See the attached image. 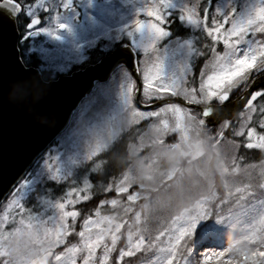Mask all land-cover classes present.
<instances>
[{
    "label": "snow or ice",
    "instance_id": "snow-or-ice-1",
    "mask_svg": "<svg viewBox=\"0 0 264 264\" xmlns=\"http://www.w3.org/2000/svg\"><path fill=\"white\" fill-rule=\"evenodd\" d=\"M199 5L200 0H196L182 10L180 17L181 20L199 26L210 38L205 49L208 58L199 70V87L195 86L196 77L193 74L187 77L182 75L179 80L164 81L160 63L154 62L149 66L148 61L144 60L142 95H137L134 99L133 82H130L127 90L128 111L132 114V123H138L145 117L159 118L160 114L171 112L175 118L174 124L161 118L159 125L153 126V145L159 149V154L166 156L194 158L207 152L214 154L216 171L220 175L224 194L217 195L211 180L207 184V195L201 193L197 197L177 185L180 199L194 198L195 203L190 208L184 207L179 214L172 215L169 227L158 230L154 238L151 235L145 236L147 228L141 227V215L144 212L146 218L148 202L153 194H159L161 188L172 187L169 182L173 181L176 168L156 175L154 172H145L143 161L138 163L136 172L129 167L123 173L122 179L115 184L107 183L101 189L104 193L114 189L117 197L127 194L129 203L121 204L118 198H113L100 199L99 205L122 207L125 215L132 213V218L120 220L116 215L102 216L100 208L97 207L96 219L86 217L78 232L75 228L78 213L66 210V205L89 200L90 190L93 188L89 181L85 180L82 188H70L60 202L51 205L55 213L47 220L40 215H32L18 200L12 199L8 202L7 209H18L21 217L18 221L13 219L14 226L10 231H5L8 223L7 211L0 217V264H133V258L137 264H209L214 258L219 259L220 264H247L250 260L252 264H256L255 257H260V264H264V250L257 252L229 244L228 248L221 251L207 250L196 255L191 246L198 222L214 217L217 223L226 222L235 227L223 214V209L245 206V215L251 216V222L244 240L251 244L264 245V198L257 203L252 195L257 189H264V161L261 162L258 177L249 171L255 165H245L241 169L237 164L240 148L264 152V90L249 91L243 111L239 113L235 123L232 120H222L213 132L207 128L204 120L209 115L204 106L211 98L226 100L231 88L251 80L254 70L264 65V38H257L256 35L258 32L264 33V5L255 7L244 19L234 17L231 13L222 16V20L218 16H211L210 26L207 23L208 10L203 8L202 21ZM168 7L169 0H160L158 5L147 10V15L154 17L157 23L149 22L145 26L137 20L136 30L146 27L150 34L158 38L165 36L167 33L162 25L167 23V19L163 10ZM37 24L38 20L34 19L29 27ZM225 24L230 26L225 28ZM249 34L251 38H248ZM220 43L223 44L222 51L217 48ZM190 76L191 80L188 79ZM164 91L182 97L188 105L201 107L199 110L181 108L176 103L165 100L160 95ZM18 94L23 95V90H18ZM156 101L166 105L159 108V112H138L134 107V103L147 106ZM169 132L178 134L177 143L165 144L164 137ZM105 147L107 142L98 144L88 159L92 160ZM176 163H179L178 159ZM98 167L96 165L93 171ZM238 172L246 177L247 182L235 187L233 191ZM145 180L151 184L146 185ZM134 186H138L139 191H130ZM137 200L144 201L140 206L141 210L134 208ZM248 201L252 202L249 204ZM25 213L27 223L23 215ZM125 225L126 233L121 232ZM199 227L202 236L208 234L207 225L201 223ZM73 234L79 238L75 242L68 239ZM125 234V243L118 246V241ZM149 253H152L151 257ZM226 253H235L239 258L225 260L223 258Z\"/></svg>",
    "mask_w": 264,
    "mask_h": 264
},
{
    "label": "rangeland",
    "instance_id": "rangeland-1",
    "mask_svg": "<svg viewBox=\"0 0 264 264\" xmlns=\"http://www.w3.org/2000/svg\"><path fill=\"white\" fill-rule=\"evenodd\" d=\"M231 1L232 0H221V2L217 3L216 9H213V14H216V11L221 13ZM159 3L160 0H148V2L144 5H138L136 0H89L88 17L84 23L85 25L89 26V29L64 35L60 34L58 33L56 27V24L59 21L56 20L55 16H51L46 19L43 27L38 29V33L45 42H36L35 44L46 46V44L49 42L55 47V49L57 48L60 55L63 57L64 64L62 67H58L54 70L63 72L68 71L73 65L82 63L85 60L86 50L90 47L92 48L93 45H96L100 41H118L120 38H122V36L127 37L128 35L136 47L149 51L150 47H152V40L143 41L142 37L144 34H149V36H145L149 38L153 37L154 35L144 32V29L137 31L135 28V21L139 20V18L143 16H148L147 10L158 5ZM170 4L172 10H180L181 13L186 7L182 0H169V5ZM44 5H48L52 9L51 15L55 14L57 0H36L34 8L28 12V14L32 15L40 12ZM262 5H264V0H242L237 17L241 19L247 18V16L253 11L255 7ZM151 18H153L155 21L154 17ZM73 21L74 17L72 18V22ZM155 22L157 23V21ZM258 23L260 22L258 21ZM141 24L146 26L147 23L144 24L141 22ZM131 26H134V31L132 34L131 31H129ZM135 33L139 35L138 39L133 37V34ZM189 42L190 40H183L182 42L176 44L175 49L165 51V53L162 55H155L153 57L145 56L146 53L143 52L145 54L143 55V59H141L142 83L143 69L145 67L143 64L144 60L148 61L149 66L154 62L160 63L161 77L164 81L171 79L179 80L182 75L185 76L183 57L189 50ZM130 82H133L130 75L121 69L112 81L99 88L100 91L98 96L93 98L90 102H87L84 114L89 117L92 115L90 112H95L94 115H92V117L88 120H81V114H78L72 123L71 129L59 141L58 145L55 146L52 151L42 159L39 169H35V171L31 174L33 178L30 181L22 184L21 188L14 195L13 199L18 200L20 205L25 210H27L32 215H40L46 220L49 217H52L55 213V209L51 207V205L56 204L54 201H37V209L32 212L26 208L24 201L28 199L29 194L31 193L30 187L35 185L42 178L55 182H62L71 177L78 171L80 167H82L85 162L89 160L88 157L90 153L97 147L98 144H104L107 142L108 146L122 130L134 124L131 122L133 119L132 114L128 111L129 100L127 90ZM134 85L135 84L133 82V88ZM166 94H171V92L164 91L160 93V95L163 97ZM104 102L106 103V106ZM104 106L106 107L105 110L101 111L102 107ZM136 110L139 112L138 108H136ZM151 111L159 112V108L153 109ZM161 118L168 121L170 124H174L175 122V118L171 112L162 113L160 114L159 118L145 117L140 119L139 122L143 120L154 119L155 122H152L153 124L150 127L152 133L155 136V133L153 132V126L159 125ZM173 134H176L178 142V134ZM110 137L111 139H109ZM192 138L194 139V134ZM102 150L98 151L97 154ZM194 150L195 149H193V151ZM211 155L212 154L210 153H205L204 155L199 156L198 159L193 158V156L173 157L164 155L166 159L165 163L162 165L164 168L161 172L167 173L173 168H176V174L179 170L180 164H182L183 161L186 163L184 168L187 170L193 163L194 159L199 160L197 162L210 161ZM160 157L153 154L149 157L148 162L151 164H156L159 158L162 159L163 155L161 156L160 154ZM177 159L179 160L178 164L176 163ZM241 163H243L242 159H238L237 164L241 169H243L245 165L241 166ZM199 165L200 168L198 170L195 167H192L190 171L182 172L175 180L169 182L172 187L163 191L164 195L159 199V202L164 198L165 199L160 202V207L164 208L168 215L177 214L179 209L195 201L194 198L180 199L178 196L177 185L182 187L185 192L191 191L193 197L199 196L204 190L207 183L205 178L206 174L202 168L203 165L201 163ZM148 168L149 171H152L150 166H146V169ZM257 172L259 173V171ZM133 191H139V187ZM252 195L253 199L259 203L262 198H264V189H257ZM169 197H171L170 204ZM251 202L252 201H248L247 203L250 204ZM7 205L0 214V217H3L7 211L8 223L5 225V231H10L14 226L12 223L13 219L18 221L21 217V214L16 208L7 209ZM72 205L73 204H71V206ZM158 209L161 210L160 208ZM66 210L71 211L69 205H66ZM245 211L246 206L244 208L224 207L223 214L228 217L230 222L234 224L235 227H231V224L226 222L217 223L216 219L213 218V222L207 231L208 234L203 235L201 241L194 246V253L199 255L201 251H221L224 248H228L229 244H233L237 248L255 250L257 252L264 250V245H260L259 243L251 244L244 240V236L249 232L248 225L251 222V216L245 215ZM23 215L25 216V221L27 223L26 213ZM141 218L143 217L141 216ZM93 219H96V217ZM203 222L204 221L198 222L196 228ZM169 225L170 221L167 227H169ZM160 246L162 247L163 245ZM160 255L162 256L163 253ZM234 256H236L235 253L230 254L228 259H231ZM254 259L257 264V260L261 258L255 257ZM248 262L249 264H252L251 260Z\"/></svg>",
    "mask_w": 264,
    "mask_h": 264
},
{
    "label": "water",
    "instance_id": "water-1",
    "mask_svg": "<svg viewBox=\"0 0 264 264\" xmlns=\"http://www.w3.org/2000/svg\"><path fill=\"white\" fill-rule=\"evenodd\" d=\"M18 12L19 8L12 1L0 2V203L66 127L72 112L95 82H105L123 65L138 83L134 99L141 90L134 55L128 47L112 52L84 70L43 83L34 70L24 68L19 60L15 29ZM263 84L264 76L253 82L239 102L218 108L206 107L209 115L204 118L205 124L230 120L243 107L249 91ZM18 90H23V95H19Z\"/></svg>",
    "mask_w": 264,
    "mask_h": 264
},
{
    "label": "trees",
    "instance_id": "trees-1",
    "mask_svg": "<svg viewBox=\"0 0 264 264\" xmlns=\"http://www.w3.org/2000/svg\"><path fill=\"white\" fill-rule=\"evenodd\" d=\"M20 4H24L28 0H14ZM174 33V32H173ZM261 38H264L263 34H259ZM209 42V41H207ZM207 53L204 54L206 56ZM101 56V55H100ZM100 56L94 55L92 57L91 63H95L100 59ZM89 63V64H91ZM192 78V77H191ZM190 78V80H191ZM215 130L214 129H211ZM146 136V130H145V123H142L140 125L132 127L126 134L121 135L118 140H116L114 143L109 146V148L101 153L98 157L93 159L91 162H89L86 167H96V165H99V167L96 169V171H89L88 168L85 169L88 179L90 183H92L93 188L91 189L92 192L89 194V200L80 202L77 204L74 208L75 211H77V222L75 225L76 231L78 232L80 230V225L83 223V220L88 217L92 216L93 213L96 211V208L99 207V200L100 199H113L116 197L114 189L109 193L102 192V187L105 186L107 183H113L115 184L118 182L121 177L123 176V173L125 171L129 170V167L132 166L134 161L138 159L137 154L134 152L135 149H137L139 141L143 139ZM239 156L242 157V161L244 165H257L260 164L263 161L264 153H261L260 151L257 152V150H246L244 148L241 149ZM252 172V171H251ZM215 176V188L218 190V193L220 196L224 194V190L222 187L221 179L218 175ZM243 178L242 175L238 176L237 186L238 183H240V179ZM236 184L233 186L236 187ZM66 187L64 186H55L54 184H46L45 187H43L42 191H45L44 193H41L40 191H37V194H61L65 195L66 193ZM38 190H41L40 188ZM122 198L124 199L125 196L123 195ZM114 213V211H110V208L105 206L100 207V214L101 215H108L110 213ZM114 214H117L118 216H121L118 212H115ZM130 220V219H128ZM157 216H153L150 219L146 220L144 223H141V227L147 228V232H145V236L151 235L153 238L155 237L156 233L154 234L156 228L159 226L157 221ZM127 225H125L126 230ZM125 233V231H123ZM198 234L200 233V230L196 231ZM197 234V235H198ZM196 235V236H197ZM68 239L75 242L78 240V236H70ZM194 242V239H192V244ZM125 243V236L121 237V240L118 243V246H122ZM137 261L135 258H133V264H136ZM211 264H220V261L213 262Z\"/></svg>",
    "mask_w": 264,
    "mask_h": 264
},
{
    "label": "flooded vegetation",
    "instance_id": "flooded-vegetation-1",
    "mask_svg": "<svg viewBox=\"0 0 264 264\" xmlns=\"http://www.w3.org/2000/svg\"><path fill=\"white\" fill-rule=\"evenodd\" d=\"M67 10L72 11L74 10V7L72 9L68 7ZM76 20L78 21L79 19H76ZM28 23L29 21L24 18L23 23L20 26L21 57L27 64H29V66H32V67L41 66L44 68L51 67L53 64V60L47 59V57L43 55L41 51H39L40 53L39 55L32 41L28 38L26 34V27Z\"/></svg>",
    "mask_w": 264,
    "mask_h": 264
}]
</instances>
